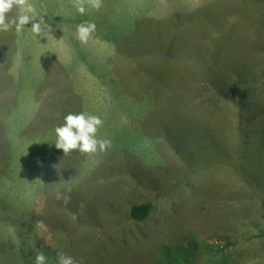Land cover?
Wrapping results in <instances>:
<instances>
[{"label":"rangeland","instance_id":"374dc122","mask_svg":"<svg viewBox=\"0 0 264 264\" xmlns=\"http://www.w3.org/2000/svg\"><path fill=\"white\" fill-rule=\"evenodd\" d=\"M75 2L23 0L46 11L44 38L0 32V137L18 156L0 174V264L37 249L48 264H264V0ZM80 111L103 120V153L54 147Z\"/></svg>","mask_w":264,"mask_h":264},{"label":"clouds","instance_id":"9594fccd","mask_svg":"<svg viewBox=\"0 0 264 264\" xmlns=\"http://www.w3.org/2000/svg\"><path fill=\"white\" fill-rule=\"evenodd\" d=\"M77 13H85V5L77 0L73 5ZM101 6V0H89L88 7L98 9ZM15 8L16 16H10L9 13ZM46 11L37 12L32 4H24L23 0H0V32L14 30L19 32L26 24L30 25L31 32L39 38H44L50 32V25L45 20ZM96 25L92 21H82L75 25L76 38L85 43L95 31ZM63 31V30H61ZM103 120L99 115L86 111L68 112L63 116V123L54 127L55 141L54 147L62 150L64 154L76 150L80 153L95 154L103 153L111 147V140L107 137H98L97 132L102 127ZM57 200H63L67 203L68 196L57 191L55 193ZM33 264H48V258L40 251L36 250ZM56 264H78V261L71 255L63 251L56 253Z\"/></svg>","mask_w":264,"mask_h":264},{"label":"trees","instance_id":"16d2710c","mask_svg":"<svg viewBox=\"0 0 264 264\" xmlns=\"http://www.w3.org/2000/svg\"><path fill=\"white\" fill-rule=\"evenodd\" d=\"M240 96L243 100L246 98V93L243 92ZM17 159L18 156L11 152V149L6 144V140L0 137V174H4V170H6L5 168H7L9 162H13ZM32 159L36 160L35 156H33ZM31 161L32 160H30V162ZM151 206V203L133 204L131 206L130 216L135 221H143L149 216L152 208Z\"/></svg>","mask_w":264,"mask_h":264}]
</instances>
